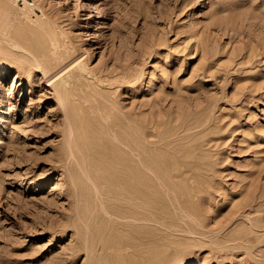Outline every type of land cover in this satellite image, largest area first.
<instances>
[{
    "label": "rangeland",
    "instance_id": "374dc122",
    "mask_svg": "<svg viewBox=\"0 0 264 264\" xmlns=\"http://www.w3.org/2000/svg\"><path fill=\"white\" fill-rule=\"evenodd\" d=\"M14 7L50 66L0 58V264H264V0ZM82 61L70 120L53 83Z\"/></svg>",
    "mask_w": 264,
    "mask_h": 264
},
{
    "label": "bare ground",
    "instance_id": "6f19581e",
    "mask_svg": "<svg viewBox=\"0 0 264 264\" xmlns=\"http://www.w3.org/2000/svg\"><path fill=\"white\" fill-rule=\"evenodd\" d=\"M15 2H17V0H0V52H1L0 58L1 59L4 58L7 61L10 60L11 57L14 58V60H12V61H16L15 60L16 57L19 58L20 62H17L18 69H20L22 66H24L23 65V59H24V60H28V62L30 61V63H33L32 65L42 67L44 70H46L47 69L46 65H47V67L50 66L49 65L50 60L46 57V54L43 51L40 52V51L32 50L31 48H28L25 45H22L21 41L19 39H17L18 37H16V35L13 34V32L11 31L12 26H13L12 21L15 19V16L17 15V13H19V10L14 7ZM1 43H3V45ZM34 46H35V44H34ZM19 47L22 48V50L23 49L28 50L31 53V56L23 54V57H22V54H20V52H17L15 50L16 48H19ZM91 73H93V70L89 67L88 63L82 61L77 66L75 71H73L72 73H68L67 75H62L59 80H57L53 83V87L56 91V94H57L58 98L63 102L62 105H64L66 115H68L69 118L72 117V119H75V120L77 118L78 109L75 107L73 100H74V98H76L80 94V92H77L78 90H82V89H84V87H86V86L89 87L91 85V84L85 82L86 75L91 74ZM86 97H87V95H86ZM70 120H71V118H70ZM71 122L73 123L74 121H71ZM90 143L91 142H89V144ZM90 150H91L90 154L92 153V160L90 162H103L104 159L107 161V159L105 157L103 158L101 155H99V153H101V152H100V150H98V148H96L94 143H92L90 145ZM133 151L134 150H132V152ZM71 154H72V152H71ZM96 154H98V155H96ZM141 162H143V163L139 164L137 168H135V166L133 164H130V163L125 165L123 177L125 178L127 183H130V181H132L133 179H137L140 182L144 181L143 179H145V180L152 179L153 176H150V174L148 173L149 172L148 170H151L153 172V174H156V171L153 167H151L147 163H144V162H146L144 159H141ZM143 164H144V168H143ZM89 166H90V164H89ZM79 167H80V165H79ZM93 168H94V166H93ZM83 172H85V174H88V175L91 174L90 171L89 170L87 171L86 169H83ZM62 180L60 179L58 181L59 182L58 184H64V182ZM90 180H92V179H90ZM127 189L131 191V185H128ZM131 218L136 219V220H142V221H148V220H153L155 222L157 221L156 219L150 218L149 216H142L141 217V216L132 215ZM83 240H85V239H83ZM138 240H139V238H138ZM89 241H92V240H89ZM157 254L161 255L162 252L161 253L158 252ZM154 256H156V255H154ZM153 260L154 261L152 264H162L161 257H158V256L154 257Z\"/></svg>",
    "mask_w": 264,
    "mask_h": 264
}]
</instances>
